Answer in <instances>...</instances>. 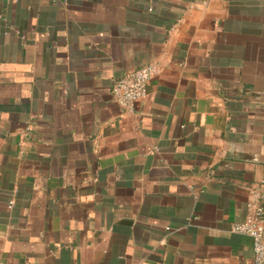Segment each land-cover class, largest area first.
Segmentation results:
<instances>
[{
	"label": "crops",
	"instance_id": "crops-1",
	"mask_svg": "<svg viewBox=\"0 0 264 264\" xmlns=\"http://www.w3.org/2000/svg\"><path fill=\"white\" fill-rule=\"evenodd\" d=\"M251 203L264 0H0V264H256Z\"/></svg>",
	"mask_w": 264,
	"mask_h": 264
},
{
	"label": "built area",
	"instance_id": "built-area-1",
	"mask_svg": "<svg viewBox=\"0 0 264 264\" xmlns=\"http://www.w3.org/2000/svg\"><path fill=\"white\" fill-rule=\"evenodd\" d=\"M158 73V65L150 63L126 74L115 81L112 88L113 97L123 108L134 109L146 98L149 84ZM232 230L253 238L255 262L264 264V207L251 203L247 218L243 222L235 223Z\"/></svg>",
	"mask_w": 264,
	"mask_h": 264
}]
</instances>
